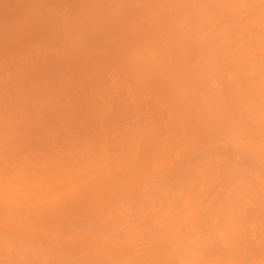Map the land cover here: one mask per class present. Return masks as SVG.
<instances>
[{
    "label": "bare ground",
    "instance_id": "1",
    "mask_svg": "<svg viewBox=\"0 0 264 264\" xmlns=\"http://www.w3.org/2000/svg\"><path fill=\"white\" fill-rule=\"evenodd\" d=\"M0 264H264V0H0Z\"/></svg>",
    "mask_w": 264,
    "mask_h": 264
},
{
    "label": "rangeland",
    "instance_id": "2",
    "mask_svg": "<svg viewBox=\"0 0 264 264\" xmlns=\"http://www.w3.org/2000/svg\"><path fill=\"white\" fill-rule=\"evenodd\" d=\"M9 11L14 13V12L17 11V10H15V11H14V10H9ZM9 11H8V12H9ZM10 12H9V13H10ZM9 13H8V14H9ZM15 14H17V15H19V16L21 15V13H16V12H15ZM9 16H11V15H9Z\"/></svg>",
    "mask_w": 264,
    "mask_h": 264
}]
</instances>
